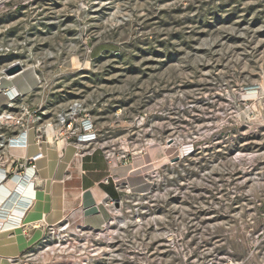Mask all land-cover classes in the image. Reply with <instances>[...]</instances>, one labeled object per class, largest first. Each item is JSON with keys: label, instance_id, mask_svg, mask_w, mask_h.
<instances>
[{"label": "rangeland", "instance_id": "obj_1", "mask_svg": "<svg viewBox=\"0 0 264 264\" xmlns=\"http://www.w3.org/2000/svg\"><path fill=\"white\" fill-rule=\"evenodd\" d=\"M16 64L38 84L5 91L4 164L50 124V144L99 149L144 185L115 173L117 205L8 264H264V0H0V79Z\"/></svg>", "mask_w": 264, "mask_h": 264}, {"label": "crops", "instance_id": "obj_2", "mask_svg": "<svg viewBox=\"0 0 264 264\" xmlns=\"http://www.w3.org/2000/svg\"><path fill=\"white\" fill-rule=\"evenodd\" d=\"M46 134V142L36 143L34 129L29 128L26 144L8 146L12 159L0 163L1 259L17 256L39 241L47 226L68 218L93 223L102 217L100 206L121 195L112 177L115 173L126 174L131 187L144 185L134 165L112 167L103 151L93 148L77 154L76 145L58 142L55 146L49 143L53 133ZM36 156L35 168L28 166L18 173L12 167L15 158Z\"/></svg>", "mask_w": 264, "mask_h": 264}, {"label": "bare ground", "instance_id": "obj_3", "mask_svg": "<svg viewBox=\"0 0 264 264\" xmlns=\"http://www.w3.org/2000/svg\"><path fill=\"white\" fill-rule=\"evenodd\" d=\"M28 73L33 76L34 84L32 85V87H30L31 85L30 86H22L21 83H20L22 81H18L20 79L22 80V77L26 76V74H28ZM37 84H38V79L36 78V76H34V71H33L32 68H28L27 69V67H26V69H23V70L19 71L18 73L13 74V75H10V76L4 75L0 79V89H3V90H1V94H0V105H5V104H7L9 102V100L11 101V99H12V97H11L10 94L5 93L6 90L9 89L11 91V94H13V95H15L16 93L17 94H20V95H26V94L30 93V91L34 87H36ZM24 85H27V84H25V82H24ZM10 97H11V99H10ZM0 119H2V120H4V119H11V116L10 115H7V114H4V115H1L0 116ZM48 131H51L53 133V137H54V129L52 128L51 125H49L47 127L46 132L48 133ZM12 141L13 142H11L7 146H10V145H18V144L21 145V146H24L26 144V138H25V140H22V141H21V139L12 140ZM59 142H63V144L66 143L63 140H60ZM185 150L186 149H184V148L181 149V153H183ZM36 158H37V156L36 157H32V159H36ZM138 169L139 168H137V170ZM0 263L1 264H8V260L1 259L0 258Z\"/></svg>", "mask_w": 264, "mask_h": 264}, {"label": "built area", "instance_id": "obj_4", "mask_svg": "<svg viewBox=\"0 0 264 264\" xmlns=\"http://www.w3.org/2000/svg\"><path fill=\"white\" fill-rule=\"evenodd\" d=\"M50 125V124H49ZM49 125H47V127L49 126ZM47 129V128H46ZM46 129L45 130H43L44 131V133H46ZM24 135H25V132L23 133V134H20V137L18 138V139H21V141L22 140H24ZM38 143H39V140H38ZM83 153V152H82ZM2 154H4V153H0V163L3 165L4 164V162L2 161L4 158H5V156L4 157H1V155ZM77 154H79V153H77ZM106 157H107V159H108V161H109V163L110 164H114L113 163V161H112V159L110 158V156L108 155V154H106ZM35 159H27V161L25 162V163H22V161L20 160V159H18V158H15L14 159V163H16L15 164V166H14V168L16 169V170H20V172L23 170V169H25L26 167H31V168H35V164L33 163V161H34ZM109 204H114L115 202H116V200H114V199H109ZM67 225H62L61 226V229H59V230H62V228H65ZM54 225H51V226H49L48 227V232L50 231V233L49 234H51V233H53L54 232ZM11 259H9V261H10Z\"/></svg>", "mask_w": 264, "mask_h": 264}, {"label": "water", "instance_id": "obj_5", "mask_svg": "<svg viewBox=\"0 0 264 264\" xmlns=\"http://www.w3.org/2000/svg\"><path fill=\"white\" fill-rule=\"evenodd\" d=\"M20 70H21L20 65L16 64V65H13V66L9 67L8 69H6V74L7 75H13V74L18 73ZM115 203H116V205L118 204L117 200Z\"/></svg>", "mask_w": 264, "mask_h": 264}]
</instances>
